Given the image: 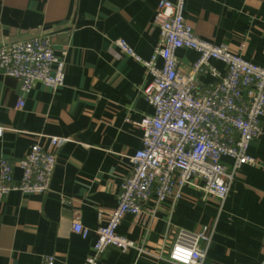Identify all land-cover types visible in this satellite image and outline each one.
<instances>
[{
    "label": "crops",
    "instance_id": "crops-1",
    "mask_svg": "<svg viewBox=\"0 0 264 264\" xmlns=\"http://www.w3.org/2000/svg\"><path fill=\"white\" fill-rule=\"evenodd\" d=\"M174 1V0H171ZM157 0H0V43L45 34L57 54L66 49L64 84L52 90L37 82L21 94L20 82L0 74V160L14 164L38 142L67 137L56 152L49 189L24 194L13 190L0 198V264H86L104 224L118 202L129 159L141 147L137 122L153 107L142 89L151 77L146 68L116 45L124 39L148 59L159 39L153 21ZM183 15L194 33L259 65L264 64V0H184ZM180 72L188 73L199 54L175 52ZM209 64L220 75L221 61ZM161 65V60H157ZM200 85L218 81L199 73ZM20 97L23 106H17ZM248 153L255 165L243 164L220 206L200 189L202 181L183 188L181 199L141 204L138 217L126 214L117 232L143 249L108 247L97 264H172L169 253L180 231L214 225L204 264H260L264 259V115L261 133ZM222 161L230 165V158ZM78 220L89 229L83 238L72 230ZM204 242L200 247H204Z\"/></svg>",
    "mask_w": 264,
    "mask_h": 264
},
{
    "label": "built area",
    "instance_id": "built-area-1",
    "mask_svg": "<svg viewBox=\"0 0 264 264\" xmlns=\"http://www.w3.org/2000/svg\"><path fill=\"white\" fill-rule=\"evenodd\" d=\"M183 7L184 0H157L153 21L159 29V39L148 59L135 53L126 40L115 41L150 75L142 94L153 113L137 122L141 147L129 159L131 170L121 183L117 205L107 221L94 230L96 240L86 264H97L108 247L143 252L117 228L126 214L138 217L141 204L151 197L157 203L166 199L175 203L182 198L183 188L196 178L202 181L200 189L214 196L221 206L239 167L256 164L248 148L261 133L264 64L252 63L224 44L198 37L184 18ZM180 48L199 54L186 74L177 66L175 52ZM66 51L57 54L51 37L45 34L0 43V74L19 80L22 95L37 82L55 90L64 84ZM211 59L225 64L224 75L209 64ZM199 73H209L218 81L200 85ZM23 103L20 97L17 106ZM2 131L0 127V134ZM67 141V137L50 136L48 149L34 142L17 163L21 170L17 181L13 179L14 164L1 159L0 198L13 190L24 194L46 192L56 152ZM223 158H230L232 163L225 164ZM72 230L83 238L89 233L78 220L73 221ZM213 231L214 225H204L197 232L180 231L168 260L172 264H204ZM201 242L204 247H200ZM54 260L53 255H45L41 264H54Z\"/></svg>",
    "mask_w": 264,
    "mask_h": 264
}]
</instances>
